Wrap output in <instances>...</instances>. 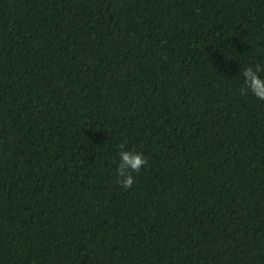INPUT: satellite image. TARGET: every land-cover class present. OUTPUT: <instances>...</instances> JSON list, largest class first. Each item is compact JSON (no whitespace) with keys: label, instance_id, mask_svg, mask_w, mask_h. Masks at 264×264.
<instances>
[{"label":"trees","instance_id":"16d2710c","mask_svg":"<svg viewBox=\"0 0 264 264\" xmlns=\"http://www.w3.org/2000/svg\"><path fill=\"white\" fill-rule=\"evenodd\" d=\"M257 66L264 0H0V264H264Z\"/></svg>","mask_w":264,"mask_h":264},{"label":"clouds","instance_id":"9594fccd","mask_svg":"<svg viewBox=\"0 0 264 264\" xmlns=\"http://www.w3.org/2000/svg\"><path fill=\"white\" fill-rule=\"evenodd\" d=\"M264 71V68L257 66L255 69L252 67H246L243 70V76L245 78L244 91H251L259 100L264 101V78H261L260 73ZM121 149H124L125 145H119ZM120 163L118 166V177L116 183L123 188L128 189L134 183L132 176L133 172H139L140 169L147 164V159L141 154L135 151L121 150L118 153Z\"/></svg>","mask_w":264,"mask_h":264}]
</instances>
